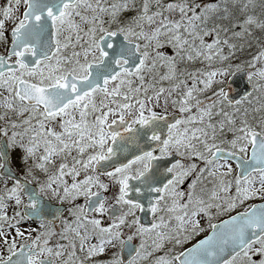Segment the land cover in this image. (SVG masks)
<instances>
[{"label":"snow or ice","instance_id":"1","mask_svg":"<svg viewBox=\"0 0 264 264\" xmlns=\"http://www.w3.org/2000/svg\"><path fill=\"white\" fill-rule=\"evenodd\" d=\"M0 264H264V0H0Z\"/></svg>","mask_w":264,"mask_h":264},{"label":"rangeland","instance_id":"2","mask_svg":"<svg viewBox=\"0 0 264 264\" xmlns=\"http://www.w3.org/2000/svg\"><path fill=\"white\" fill-rule=\"evenodd\" d=\"M200 238H202V237H200Z\"/></svg>","mask_w":264,"mask_h":264}]
</instances>
